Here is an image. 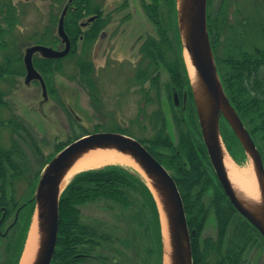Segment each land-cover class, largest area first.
<instances>
[{"label":"rangeland","instance_id":"1","mask_svg":"<svg viewBox=\"0 0 264 264\" xmlns=\"http://www.w3.org/2000/svg\"><path fill=\"white\" fill-rule=\"evenodd\" d=\"M8 1L0 0V7ZM13 3L17 19L8 25L0 12L3 19L0 27L11 26L5 36L18 57L24 61L28 46L49 45V39L53 37L61 40L59 47L55 48L65 47L58 32V21L62 10L68 9V0H13ZM74 5L69 6V13L75 9ZM113 5L119 10L110 27L106 28L110 36L105 41L93 42L84 51L82 49L87 42L78 39L77 27L75 45L71 39V50L63 56L66 57L63 73L52 71L48 74L47 81L53 90L49 89L47 100L43 96L40 81L26 83V67L24 74L0 77V146L12 152L15 161V166L7 169V177H12L4 182L8 200L15 196L19 202L8 213V219L3 224L0 264H16V259L17 264H21L28 248L33 216L24 233L25 240L20 245L9 244L13 240L15 243L27 220L23 204L35 194V186L47 163L75 140L72 122L65 107L57 100L58 95L89 133L114 131L119 125L128 127L132 136L143 139L145 142L142 143L147 148L150 146L163 158L164 163L159 161L173 177H177L180 182L176 181L178 187L180 184L189 191L186 197L190 201L189 212L198 214L195 225L189 229L191 242L194 234L196 239L193 237V242L199 246V251L206 249L207 245H215L222 225H225L222 222L227 221L225 238L221 244L222 253H226L232 245L236 247L240 244L238 250L241 251L243 264H264V238L258 229L253 228L252 223L240 212H228L226 215L228 196L221 198L220 192L217 194L219 188L210 181L206 168L209 171L211 169L205 152L201 148L198 155L196 149L193 148L192 152L186 149L188 138L192 142L194 137L196 143H200L197 125L199 132L201 129L183 52L179 49L175 0H111L106 9L109 10ZM207 14L209 35L216 56L224 57L228 53V46L234 44L249 50L255 46L264 47V0H208ZM153 39L166 45V55L171 63L182 56V64L177 72L171 71V65L167 66L160 59L157 60L158 66L148 68L146 76H143L142 72L146 71L148 64L147 46L149 40ZM169 46L174 53L168 49ZM75 48L77 51L74 53ZM41 57L39 52L33 56ZM81 57H85L81 59L85 63L84 68L79 65ZM2 61L3 50H0V63ZM90 62L93 64L92 69ZM9 119L13 120L11 126L15 132L3 125L4 120ZM221 131L233 162L253 169L224 117ZM192 157L198 158V166H194L196 164H193ZM110 165L124 168L142 182L132 175L133 186L129 183L126 186L130 191V206H122L106 197L77 204L81 221L98 227L103 234L101 246L83 264H161L162 244L158 240L154 209L145 196V186L150 188L138 169L109 163L81 170L65 181V189L77 174ZM194 169H198L196 175L192 174ZM222 190L225 193L223 187ZM18 208L19 220L14 228L12 226L7 231L8 226L15 225L17 221L15 216ZM1 216L2 213L0 220ZM247 235L250 239L244 247V239H247L243 237ZM211 259L215 263L212 255ZM230 259L223 264H232Z\"/></svg>","mask_w":264,"mask_h":264},{"label":"water","instance_id":"2","mask_svg":"<svg viewBox=\"0 0 264 264\" xmlns=\"http://www.w3.org/2000/svg\"><path fill=\"white\" fill-rule=\"evenodd\" d=\"M208 0H176L177 21L183 58L192 89L203 140L211 163L229 200L264 237V159L223 85L207 22ZM65 8L58 27L65 47L34 44L25 50V81L40 80L45 100L46 82L34 65L36 52L47 58L69 53L72 42L65 30ZM77 118V116L75 115ZM225 118L253 165L257 180L256 197L241 189L230 177L226 158L229 151L221 131ZM117 150L131 157L155 199L162 235L161 264H194L191 232L177 182L169 170L137 138L117 131L96 132L76 138L45 166L34 194L33 244L28 264H51L58 237L60 197L73 166L94 150ZM231 158V157H230ZM34 226V227H33ZM22 262V260H21Z\"/></svg>","mask_w":264,"mask_h":264},{"label":"trees","instance_id":"3","mask_svg":"<svg viewBox=\"0 0 264 264\" xmlns=\"http://www.w3.org/2000/svg\"><path fill=\"white\" fill-rule=\"evenodd\" d=\"M74 4L75 9H73L72 12L68 14L65 21V25L66 31L72 39L73 44L75 45V37L77 38L78 32L75 18L77 16L78 9L76 5L77 3L74 2ZM70 16L73 17L71 18ZM8 28L0 27V50H3V61L0 63V77L4 76V78L12 77L16 74L21 75L25 73L24 61L20 57H18V54L14 53L15 49L10 46V44L8 43V39L5 36L9 32L8 30H11V28ZM74 32L76 33L74 34ZM149 41L150 43L147 41L149 43V45L147 46L149 47V49L146 51L148 64L146 71L142 72L143 76H146L148 68H156L158 66L157 60L160 59L166 64H168L167 66H169V64L171 65L169 66L171 71L177 72V70L182 64V56L180 58L177 57L175 59V62L173 60V62L171 63V60L168 59L166 55V45H163V42L156 39ZM60 43L61 40L59 37H53L51 40L49 39L48 42V44L52 45L53 47H59ZM90 44L92 43L87 42L86 44H84L82 50L86 51V48L91 46ZM180 46L181 45H179V49L182 52ZM168 49H170L172 53L175 52L170 46ZM76 51L77 49L75 48L74 53ZM84 51H82V53ZM227 52V55H225L224 57H219L215 54L222 82L230 98L231 103L235 106L244 124L249 129L264 159V47L255 46L253 50H249L244 47L235 46L234 44L228 46ZM64 58L66 57H61L57 59L46 57L34 58V64L36 67H38V69H40L41 73L43 74L46 80L48 89L50 90L53 89L52 86L49 87L50 84L47 81L48 74L52 71H58L60 73H63ZM83 58L85 57H81L79 59L80 68L85 67V63H83L81 60ZM89 66L91 69L93 68L92 62L89 63ZM56 98L59 102H61V104L65 107L67 111V114L72 122L75 139L88 134L89 132L87 128L83 124H81V122H79L73 112L65 105L61 97L58 95L56 96ZM12 122L13 120L10 119L6 121L4 120L3 125L6 127L9 126V128H11V130L15 132L14 127L11 126ZM196 128L197 133H199L197 135L200 138V143H196V139H194V137L193 140H191L193 143L190 142V139L188 138L187 140H189V143L186 149L188 152H192V149L194 148L196 149L198 155L202 151L201 148L203 149L208 159L207 162L211 169V171H209L206 168L208 177L209 179H211L210 181L214 182L215 185L219 188L217 194L218 192H220L219 195H222L221 198H225L227 195H225V193L223 192L221 183L219 182L211 160L209 159L208 151L203 140L202 132H199L198 125ZM114 131L123 132L131 135L128 127H123L120 125L117 126ZM140 140L142 142H145L143 139ZM148 148L162 163H164L163 158L160 155H157L153 150H151L150 146H148ZM241 149L244 152L243 147H241ZM192 161L193 164H196L194 166L199 165L197 157L195 159L192 157ZM11 166H15V161L14 159H12V152L0 146V206L4 205L5 207H7L9 211L8 213L13 211L14 207L19 204V202L15 199V196L12 197L11 200H8L6 195V182L4 181H7V179H9L11 176L10 175L9 177H7L8 170L9 168H11ZM197 171L198 169H194L192 171V174L196 175ZM130 174L131 173H128L124 168L120 166L110 165L93 170L83 171L76 175V177L72 180V182L64 190L60 197L58 242L51 264H83L86 260L93 256L92 254H94L96 252V249L101 246L100 242L103 234L99 231L98 227L85 224L81 221L77 204L85 203L89 200H95L96 198L106 197L112 199L114 202L122 206H130V191L129 188L126 186L128 185V183L133 186L134 176L135 179L138 178L136 175L132 174L134 175L132 176ZM15 175L16 174H14L13 176ZM174 177L176 181L180 183L177 177ZM138 180L142 182L140 178H138ZM179 187L182 196L184 195L183 197L185 198L184 204L188 215L189 227L193 228V225H195L196 220L198 219V214L192 215L189 212L190 201L186 198L189 191L186 190L187 188L183 189L180 184ZM145 192V196L147 197L146 200L153 206L154 209L156 231H158V240L160 244H162L158 208L155 199L150 190L147 188V186H145ZM227 201L228 204L225 207L227 210L225 211L226 215L228 212H239L231 204V202H229L230 200L228 199V197ZM23 205L24 207H26L27 220L24 222L25 224L21 228V232H19V234L17 235V240L15 241V243L13 240L10 242L9 246L12 245V243L14 245L16 243L20 245L22 241L25 240L24 233L29 228L31 217L35 208V203L31 197ZM18 220L15 222V225H13V228L16 226ZM222 223L225 225H222L220 237L216 239L215 245H207L206 249H204L203 251L198 250L199 246L196 245L195 242H193L195 236H193L194 234L192 235L194 264H223V262L228 261L230 257V261L232 264H243L241 251L238 250L240 244L236 246V243V247L232 245V248L230 247L226 251V253H222L221 244L223 243V240L225 238V229L227 221H224ZM251 226L253 228L255 227L253 224ZM237 235L241 237L239 234H236V236ZM244 238H246L247 240H245ZM243 239V245L245 247V244H247V241L250 239V237H248L247 235V237H243ZM80 252H83L84 256H78ZM211 255L215 258V263H213ZM17 262L18 260L16 259L15 263L17 264Z\"/></svg>","mask_w":264,"mask_h":264},{"label":"flooded vegetation","instance_id":"4","mask_svg":"<svg viewBox=\"0 0 264 264\" xmlns=\"http://www.w3.org/2000/svg\"><path fill=\"white\" fill-rule=\"evenodd\" d=\"M59 1V0H56ZM127 1V0H126ZM144 1V0H143ZM69 6L71 5L73 7V3L77 2V18H76V25L79 28L78 33V39L82 40L83 43L86 42H103L105 41L109 36V32L106 31L107 27H110L111 23L114 21L115 15L117 13V9L115 5L111 6L108 9H106V5H110L111 0H68ZM155 3V2H154ZM176 3V0H175ZM65 5V7H66ZM65 9V8H64ZM64 9L62 10L61 16L59 17V23L62 17V14L64 12ZM67 9L65 16H64V25L66 24V18L68 16L69 10ZM0 12H2V18H4V21L8 25H12L14 23V19L16 18V6L13 3V0H9L8 2L2 3L0 7ZM175 10L177 13V9L175 6ZM0 17V25L1 21L3 20ZM177 27H178V21H177ZM178 35H179V29H178ZM178 42L180 44V37L178 36ZM22 207V206H21ZM18 208L15 221L19 219V210ZM0 211L2 213L1 220H0V233L3 231V224L5 223V219L8 214V209L4 205L0 206ZM14 224L7 225L8 228L7 231L12 228ZM78 256H84L83 252H80Z\"/></svg>","mask_w":264,"mask_h":264},{"label":"bare ground","instance_id":"5","mask_svg":"<svg viewBox=\"0 0 264 264\" xmlns=\"http://www.w3.org/2000/svg\"><path fill=\"white\" fill-rule=\"evenodd\" d=\"M109 163H120L124 165H130L134 168L140 170L139 166L135 163V161L119 152L117 150H94L86 156L82 157L77 163L73 166L70 171V175L68 179L76 172L81 170L89 169L92 167H98ZM226 165L229 170V174L231 179L244 191L248 194L256 197L258 195V185L257 180L254 174V171L251 167H244L236 165L233 160L229 157L226 158ZM34 227V226H33ZM28 238V248L26 249V253L23 256L21 264H28L31 254V246L33 244V236L34 231L33 228L29 233ZM31 250V251H30Z\"/></svg>","mask_w":264,"mask_h":264}]
</instances>
